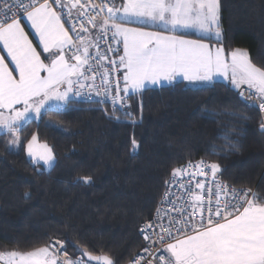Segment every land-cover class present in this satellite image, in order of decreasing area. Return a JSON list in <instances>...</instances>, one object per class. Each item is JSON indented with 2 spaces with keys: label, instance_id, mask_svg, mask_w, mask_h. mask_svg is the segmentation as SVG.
Returning <instances> with one entry per match:
<instances>
[{
  "label": "trees",
  "instance_id": "trees-1",
  "mask_svg": "<svg viewBox=\"0 0 264 264\" xmlns=\"http://www.w3.org/2000/svg\"><path fill=\"white\" fill-rule=\"evenodd\" d=\"M219 6V43L264 68V0ZM239 89L224 80L203 91L174 81L131 94V115L72 98L69 111L53 108L23 130L0 131V252H30L58 237L74 257L89 261L78 245L130 264L142 247L140 222L153 215L167 180L199 159L218 164L219 179L255 188L264 203V123ZM208 110L236 115L205 118ZM14 134L22 143L35 134L49 144L55 165L45 169L11 148ZM79 176L92 182L79 183Z\"/></svg>",
  "mask_w": 264,
  "mask_h": 264
},
{
  "label": "snow or ice",
  "instance_id": "snow-or-ice-1",
  "mask_svg": "<svg viewBox=\"0 0 264 264\" xmlns=\"http://www.w3.org/2000/svg\"><path fill=\"white\" fill-rule=\"evenodd\" d=\"M76 3H79V0H76ZM15 4L20 10L21 17L26 16L38 34L43 52L50 53L52 49H57L59 54L46 64L40 52L29 40L12 6L4 0L5 12L0 17V41L3 42L7 54L11 56L19 72L17 79L5 63L4 56L0 55V109L9 110L11 113L5 116L0 111V129L5 130V134L14 133L17 122H21L19 128L23 130L28 121L41 117L42 109L45 110L44 114L52 111L53 108L65 112L71 110L74 103L72 96L69 95L73 92L74 82L71 77L83 76L80 69L88 63L85 58L88 54V46L83 47L82 54L74 55V59L78 61L75 64H69L63 53L66 45L72 46L77 53L81 52V49L76 48L73 43L68 29L64 27L61 14L54 7L60 5L63 10L71 5V0L69 5L64 4L63 0H43L42 3L39 0H27V2L15 0ZM91 7L93 9L98 7L100 12H103L106 4L93 3ZM121 10L125 17L146 18L151 22L171 26L170 30L196 28L204 34L202 40H188L112 23L111 27L115 29V33L124 37V55L119 58V63L125 69L123 74L125 92L128 91L129 85L136 90L133 93L136 94L146 90L149 85L159 84L163 87L165 82L172 85L173 81L182 83L184 80L196 85L197 90L203 91L214 87V77H229L230 70V83L236 88L246 84L249 89H255L253 95L258 96L262 101L258 107L264 110V68L253 64L246 51L240 49L231 51L229 62L222 45L213 50L210 44L203 42V40L219 42L223 38L219 24V0H127L122 9L107 7L109 15L104 17L100 24L102 34L109 28L115 13ZM8 12H13V15L9 16ZM88 23L95 27V17H89ZM81 29L86 31L83 24ZM77 38L81 42L84 41V37L79 34ZM97 56L106 59L99 50ZM41 71H46L47 75L42 76ZM107 75L105 71V78ZM62 84L67 85L63 91L60 90ZM117 89L119 90L118 84ZM74 95H80L79 91ZM238 95L246 104L256 105V101L245 97L244 92H239ZM50 101L63 103L50 104ZM112 102L114 107L121 106L123 110L124 97L115 96ZM17 104H22V109L15 108ZM125 114L131 115L130 112ZM220 115L235 116L236 113H214L208 110L205 118L215 119ZM47 123L61 127L54 121ZM260 128L264 131V124H261ZM20 144L18 137L11 141L12 146ZM138 148L139 144L133 138L132 151L135 152ZM27 151L36 162L42 161L43 165L49 168L56 160L52 148L47 143L39 144L35 134L27 141ZM206 167L210 168L213 176L220 169L215 163ZM179 171L181 170L175 169L174 175ZM77 182L91 183L92 177L79 176ZM197 187L202 188L203 185L197 184ZM219 187L218 183L217 188ZM249 193L251 198H248ZM219 195L218 192L214 215L223 222L216 220L214 223L212 215H209L206 226L199 229L193 227L194 234L167 245L170 258L160 256L159 260L163 264H264V203L258 202L259 197L251 189L233 194V201L242 200L243 203L234 202L221 206ZM194 199L200 201L202 197L197 195ZM209 204L211 206V202ZM222 207L226 209L223 214ZM203 220L204 217L201 216V221ZM146 227L151 228L152 225L147 224ZM161 231H163L162 226ZM64 243V241H53L49 246L27 253L0 252V259L7 258L8 264H57L58 259L60 264H84L83 259L68 258L66 250L62 253L63 259H60L57 244L63 249ZM76 246L89 260L96 261L97 264H116V261L108 255H93ZM133 264H139V260L133 261Z\"/></svg>",
  "mask_w": 264,
  "mask_h": 264
},
{
  "label": "built area",
  "instance_id": "built-area-1",
  "mask_svg": "<svg viewBox=\"0 0 264 264\" xmlns=\"http://www.w3.org/2000/svg\"><path fill=\"white\" fill-rule=\"evenodd\" d=\"M69 1L70 0H63V3L69 5ZM71 1L76 2V0ZM25 2H27V0H25ZM39 2L42 3L43 0H39ZM3 3L4 0H0V17H2L5 12ZM7 3L12 6L13 12L16 14L17 18L21 20L25 17H21L20 10L16 7L15 0H7ZM93 3L97 5L102 3L106 4L105 10L100 12L98 7L93 9L91 7ZM76 6L78 11L77 14L72 11L71 6L65 7L62 10L60 5H54L56 11L61 14V19L70 29L78 33H86L96 28L98 22L109 15L107 7H113V0H91V2L90 0H79ZM13 12H8V15H13ZM97 13H99V15ZM89 17H95V27L88 23ZM81 24H83V28L86 29V31L81 29ZM73 25H75V27H73ZM97 46L98 48L89 55L88 63L83 68L82 82L74 86V93L79 91L80 95L74 96L86 102L110 105L113 109L123 114L130 112L131 93L129 88L128 91L125 92V81L123 79L124 70L119 63V58L122 56L121 46L118 35L110 24L109 28L104 31L103 34L101 30H99ZM97 50H99L106 59H101L100 56H97ZM68 53L71 56L81 54V52L77 53L72 46L68 48ZM112 61H115V63ZM105 71L108 73L106 78L104 76ZM117 84L119 90L117 89ZM81 85H83V87H81ZM239 92H244L245 97H249L251 100L256 101V105L252 106L260 111L264 123V110L258 107V104L262 101L259 100L258 96L253 95L255 89H249L247 85H244L239 89L238 93ZM97 93H99V95H97ZM115 96L125 98V102L122 106L123 110H121V106L114 107L112 98ZM101 101H103V103H101ZM207 165H211V163L205 159L188 162L180 168L181 171L175 173V175H172L167 180L162 197L153 215L140 222L139 231L142 238V247L132 257L130 264H133L135 260H139V264H163V262L159 260L160 256L163 255L166 259L170 258L167 252V245L175 243L177 240L184 239L187 235L194 234L193 227L199 229L206 226L209 215H212L214 223L216 220L223 222L222 219L214 215L218 192L220 193L219 203L221 206L234 202L243 203L242 200L233 201L232 196L233 194H240L248 188L237 187L223 181L217 177L216 173L215 176H213L210 168L206 167ZM218 183L220 185L219 189L217 188ZM197 184H202L203 187L198 188ZM251 190L255 192V188ZM197 195L201 196L202 200H195L194 197ZM248 198H251V193H249ZM209 202H211V206ZM221 211L223 214L226 209L222 207ZM201 216L204 217L203 222L201 221ZM147 224H151L152 227L147 228ZM161 226L163 231H161ZM146 236L149 238L146 239ZM53 241L58 242L64 240L58 237H52L48 242V246ZM57 249L59 250L60 259H63L62 253L65 250L68 253V258L73 260L83 259L81 257H74L68 251L66 242L64 243L63 249L57 244ZM145 249L148 251H145ZM83 260L84 264H94L85 259ZM57 264H60L59 259Z\"/></svg>",
  "mask_w": 264,
  "mask_h": 264
},
{
  "label": "crops",
  "instance_id": "crops-1",
  "mask_svg": "<svg viewBox=\"0 0 264 264\" xmlns=\"http://www.w3.org/2000/svg\"><path fill=\"white\" fill-rule=\"evenodd\" d=\"M69 3H70V1L68 2V4ZM125 4H123L121 2V5H120L118 3L115 4L113 2V7L122 9ZM71 5H74V6H71ZM71 5L70 6H71L72 11L77 14L78 11H77L76 2L75 1H71ZM101 22H102V20H100L98 22V26L96 28H94V29H92V30H90V31H88L86 33H81V32L78 33L77 31L70 29V27H68L64 23V27L66 29H68L69 35L71 36L73 43L75 44V46L77 48L81 49V54H82L83 47L84 46H88V54H87V57H85L87 60H88L89 55L92 54L93 52H95L96 49H97L98 32H99V30H101L100 29ZM20 23L24 27V30L27 33L28 38L32 42L33 46L36 48V50L38 52H40L41 58L44 60V62L47 64V63H50L52 59H55L56 56L59 54V51L57 49H52V51L50 53H44L43 52V50H42L43 49V45L39 41L38 34L36 33L35 29L32 28L31 23H30V21H28L26 16L23 19L20 20ZM112 23L121 24L124 27H128V28L140 29V30H143V31H146V32H154V33H161L163 35H174V36H177V37H184V39H188V40H194L193 38H196V40H202L203 39V35H204V34L198 32V31H196L194 28H176L175 30H170L171 26H164V25L159 24L158 22H151V21L147 20L146 18L135 17V16L125 17V15H124L122 10L120 12L115 13V18L112 21H110V25ZM220 30H221V28H220ZM77 34H79L80 36L84 37V41L83 42H81L77 38ZM117 35H118L119 43H120V46H121V54L123 56L124 55V37L122 35H119V34H117ZM188 37H191V38H188ZM205 41H208L209 43H211L210 46H212L213 50L215 49V47H218V46H221V45L224 47V45L222 43H219L216 40H203V42H205ZM69 47H70V45H66L64 47V49H63V53H64V56H65V59L68 61L69 64L78 63V61H76L74 59V56H71L68 53V48ZM224 50H225V55H226L227 59L230 62V60H231L230 53L231 52L227 51L225 49V47H224ZM0 55L4 56L5 63L13 71V75L16 76V78L18 79L19 78L18 69H16L15 62L12 61L11 56H9L7 54V50L4 47L2 41H0ZM85 65L86 64H84L83 67L80 69L81 72H83V68H84ZM123 70L125 72L124 68H123ZM41 75L42 76H46L47 72L46 71H41ZM230 75H231V73H230V70H229V77L225 78V77L216 76V77H214V81H217V80L230 81ZM71 79L74 82L73 83V91H74V86L76 84L82 82V76L73 75L71 77ZM177 79L179 80L180 78L178 77ZM184 82L189 84V82L187 80H184ZM166 84H167V82H165V85ZM243 85H246V84H241L240 87L243 86ZM157 86H160V85L159 84L154 85V86L153 85H149L148 88L157 87ZM66 87H67L66 84H62L60 86V90L63 91ZM128 88H129V91H130L131 94H133L136 91V90H133L130 85L128 86ZM72 98H74V96ZM49 103L50 104H55V103H63V102L50 101ZM20 106L23 107L22 104H17L14 107L19 109ZM0 111H2L5 116L11 115L9 110L0 109ZM42 112H44V110ZM167 252H168V250H167ZM169 255H170V253H169Z\"/></svg>",
  "mask_w": 264,
  "mask_h": 264
},
{
  "label": "rangeland",
  "instance_id": "rangeland-1",
  "mask_svg": "<svg viewBox=\"0 0 264 264\" xmlns=\"http://www.w3.org/2000/svg\"><path fill=\"white\" fill-rule=\"evenodd\" d=\"M113 2L115 3V4H120L121 5V2L123 3V4H125V3H127V0H113ZM219 24H220V6H219ZM196 31H198L199 32V30L198 29H196V28H194ZM181 38H183L184 39V37H181ZM188 38H191V37H188ZM194 40H196V38H193ZM205 43H208V44H211V43H209L208 41H205ZM213 43V42H212ZM214 44V43H213ZM189 85L191 86V87H196V85H194V84H190L189 83ZM244 86V85H243ZM242 87V86H241ZM240 87V88H241ZM74 94V91L72 92V93H70L69 95L70 96H74L73 95ZM19 109H22V106H20L19 107ZM44 109H42L41 111H43ZM45 111V110H44ZM21 122H17V126H19V124H20ZM0 131H2V132H5V130H3V129H0ZM37 136V135H36ZM18 137V135L17 134H14L13 136H12V138H11V140H10V142L13 140V139H15V138H17ZM20 139V141H21V138H19ZM31 139V138H30ZM29 139V140H30ZM37 142L39 143V144H44V143H46V142H43V141H40L39 139H38V137H37ZM11 145V144H10ZM49 147H50V145L49 144H47ZM11 148H13L14 150H22V151H24L25 152V154L30 158V159H32L35 163H38V162H36V160L33 158V157H31V156H29V154H28V151H27V141H26V143H22V141H21V144L20 145H17V146H12L11 145ZM51 148V147H50ZM55 163H56V160H55V162L53 163V165H52V167L55 165ZM38 164H40V166L41 167H43V168H45V169H51L52 167H48V166H46V165H43V162L41 161V162H39ZM142 239V238H141ZM10 252H12V251H10ZM15 252H17V251H15ZM5 253H8V252H5ZM19 253H24V252H19ZM27 253V252H26ZM0 264H8V261H7V258H5V259H0Z\"/></svg>",
  "mask_w": 264,
  "mask_h": 264
},
{
  "label": "water",
  "instance_id": "water-1",
  "mask_svg": "<svg viewBox=\"0 0 264 264\" xmlns=\"http://www.w3.org/2000/svg\"><path fill=\"white\" fill-rule=\"evenodd\" d=\"M90 262H92V263H94V264H97V262L96 261H91V260H89Z\"/></svg>",
  "mask_w": 264,
  "mask_h": 264
}]
</instances>
